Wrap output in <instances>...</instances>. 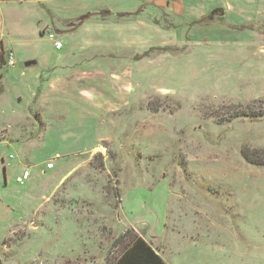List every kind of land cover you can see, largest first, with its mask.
<instances>
[{
	"label": "rangeland",
	"instance_id": "1",
	"mask_svg": "<svg viewBox=\"0 0 264 264\" xmlns=\"http://www.w3.org/2000/svg\"><path fill=\"white\" fill-rule=\"evenodd\" d=\"M169 3L0 0L3 264H264V0Z\"/></svg>",
	"mask_w": 264,
	"mask_h": 264
},
{
	"label": "trees",
	"instance_id": "2",
	"mask_svg": "<svg viewBox=\"0 0 264 264\" xmlns=\"http://www.w3.org/2000/svg\"><path fill=\"white\" fill-rule=\"evenodd\" d=\"M214 12L216 13V11ZM5 63V52L3 51L2 46H0V67L4 66ZM242 155L249 164L264 166V162L257 161V163H254L245 152L242 153ZM10 158H12V156H10ZM100 165L102 166V163H100ZM115 246L116 248H121V250L118 256L111 261H108L107 264H165L156 251L143 238L133 234V232L129 230L125 231L116 240ZM0 264H3L1 258Z\"/></svg>",
	"mask_w": 264,
	"mask_h": 264
},
{
	"label": "built area",
	"instance_id": "3",
	"mask_svg": "<svg viewBox=\"0 0 264 264\" xmlns=\"http://www.w3.org/2000/svg\"><path fill=\"white\" fill-rule=\"evenodd\" d=\"M48 38L50 41H52L54 43V47L56 50H60L62 45L61 42L56 41V37L53 33H48ZM7 64L8 66H13L14 65V61H13V54L12 53H8L7 55ZM48 169L52 168V164H47L46 166ZM29 174L28 172H24L23 174H21L19 177H17L16 181L17 183H19L20 185H23L25 183V181L28 179Z\"/></svg>",
	"mask_w": 264,
	"mask_h": 264
},
{
	"label": "crops",
	"instance_id": "4",
	"mask_svg": "<svg viewBox=\"0 0 264 264\" xmlns=\"http://www.w3.org/2000/svg\"><path fill=\"white\" fill-rule=\"evenodd\" d=\"M165 2L168 3V4H167L168 6H170L169 0H165ZM163 3H164V2H163ZM225 5H228V3H226ZM228 6H231V5H228ZM221 7H222V6H221ZM231 9H233L232 6L229 7V10H231ZM216 11H219V12H220V13H219L220 15H221V14H222V15L224 14V12H223L224 10H223V11H222V10H216ZM226 11H227V10H226ZM256 12H257V10H255V11L253 12V14L255 15ZM55 39H56V38H55ZM56 41H58V40H56ZM90 44H91V43H90ZM3 51H4V50H3ZM8 53H11V52H8ZM5 54H7V53H5ZM7 55H8V54H7ZM7 55H5V58H7ZM35 65H36V63H35L34 65H31V66H35ZM29 67H30V66H29ZM26 68H27V67H26ZM100 74H101V73H100ZM88 75H89V74H88ZM88 75H87V76H88ZM55 88H56L55 83H54V82H49V84H48V89H49V90H51V89L54 90ZM65 88L67 89V87H65ZM2 90H3V89H2ZM52 92H53V91H52ZM41 128H44V131H42V132H45V130H46V129H45V125H43ZM98 149H100V147H97V146H96V147H93V148H92V150H94V151H96V150H98ZM47 164H49V163H47ZM47 164H46V165H47ZM51 164H52V163H51ZM46 168H47V167H46ZM52 168H53V165H52ZM52 168H51V169H52ZM47 169H48V168H47ZM49 170H50V169H49ZM24 172H26V171H23V173H24ZM23 173H22V174H23ZM18 177H19V176H18ZM28 179H29V178H28ZM24 184H25V183H24Z\"/></svg>",
	"mask_w": 264,
	"mask_h": 264
},
{
	"label": "water",
	"instance_id": "5",
	"mask_svg": "<svg viewBox=\"0 0 264 264\" xmlns=\"http://www.w3.org/2000/svg\"><path fill=\"white\" fill-rule=\"evenodd\" d=\"M34 64H35V62L31 61V62L26 63L24 66L25 67H29V66L34 65Z\"/></svg>",
	"mask_w": 264,
	"mask_h": 264
},
{
	"label": "flooded vegetation",
	"instance_id": "6",
	"mask_svg": "<svg viewBox=\"0 0 264 264\" xmlns=\"http://www.w3.org/2000/svg\"><path fill=\"white\" fill-rule=\"evenodd\" d=\"M217 13H220V12H219V11H216V13H215V12H213V13H209V14H208V16H209L208 18L212 17L214 14H217ZM221 16H222V14H221Z\"/></svg>",
	"mask_w": 264,
	"mask_h": 264
},
{
	"label": "clouds",
	"instance_id": "7",
	"mask_svg": "<svg viewBox=\"0 0 264 264\" xmlns=\"http://www.w3.org/2000/svg\"><path fill=\"white\" fill-rule=\"evenodd\" d=\"M8 54V53H7ZM5 59H7V58H5ZM6 63H7V61H6ZM49 164H51V163H49ZM47 166V165H46Z\"/></svg>",
	"mask_w": 264,
	"mask_h": 264
}]
</instances>
